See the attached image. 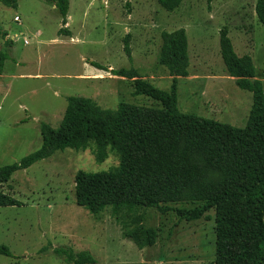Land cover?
<instances>
[{"label":"rangeland","instance_id":"374dc122","mask_svg":"<svg viewBox=\"0 0 264 264\" xmlns=\"http://www.w3.org/2000/svg\"><path fill=\"white\" fill-rule=\"evenodd\" d=\"M257 2L183 0L168 12L158 0H70L67 32L60 34L62 16L54 5L0 0V50L6 54L0 67V167L38 151L41 124L58 128L70 97L92 99L110 110L121 103L160 109L151 98L134 95L133 79L115 74L135 70L140 78L170 91L173 78L159 63L162 33L181 28L188 37L190 67L187 77L178 78L180 111L245 128L253 94L228 74L220 34L228 29L236 53L251 56L255 78L264 80V24L256 14ZM16 16L21 23L14 22ZM128 35L131 58L125 51ZM118 165L114 153L100 161L94 148L67 149L16 172L3 189L20 206L0 207V246L12 256L0 254V264H69L54 252L57 248L88 251L95 264L214 262V211L208 213L209 220L193 222L155 209L126 216L131 227L137 217L159 231L155 245L140 249L125 236L112 209L93 215L77 205L78 171L103 172Z\"/></svg>","mask_w":264,"mask_h":264},{"label":"trees","instance_id":"16d2710c","mask_svg":"<svg viewBox=\"0 0 264 264\" xmlns=\"http://www.w3.org/2000/svg\"><path fill=\"white\" fill-rule=\"evenodd\" d=\"M44 1L62 16L60 34L67 32L70 0ZM158 1L163 9L174 12L183 0ZM256 14L264 24V0H258ZM228 34L227 28L221 30L220 52L226 70L240 89L253 94L245 128L180 111L178 78L189 75V42L184 28L165 31L159 63L173 78L170 91L140 78L135 70L115 74L134 80V95L149 97L162 107L121 103L110 110L92 99L68 98L58 128L41 124V148L19 163L0 167V207L20 206L3 189L16 172L59 151L94 148L98 160L114 153L119 165L103 172L78 171L76 203L93 215L112 209L123 223L125 236L137 247L155 245L159 231L145 227L137 217L131 227L126 216L155 209L163 214L176 212L180 219L193 222L209 220L208 213L214 211L216 257L211 264H264V80L255 78L252 57L239 56ZM129 42L130 35L125 39V51L131 58ZM5 60L6 54L0 50L1 68ZM91 65L100 68L96 62ZM54 252L69 264L96 263L88 251L57 248ZM0 254L12 256L5 246H0Z\"/></svg>","mask_w":264,"mask_h":264},{"label":"built area","instance_id":"2783aa9c","mask_svg":"<svg viewBox=\"0 0 264 264\" xmlns=\"http://www.w3.org/2000/svg\"><path fill=\"white\" fill-rule=\"evenodd\" d=\"M14 22H15V23H18V24L21 23V18H20L19 16H16V17L14 18ZM29 43H30V42H29L27 39L24 40V44H25V45H28Z\"/></svg>","mask_w":264,"mask_h":264},{"label":"crops","instance_id":"0c3cea01","mask_svg":"<svg viewBox=\"0 0 264 264\" xmlns=\"http://www.w3.org/2000/svg\"><path fill=\"white\" fill-rule=\"evenodd\" d=\"M12 39H13V40H15V38H14V37H13ZM0 77L2 78V77H3V75H2V74H0Z\"/></svg>","mask_w":264,"mask_h":264}]
</instances>
